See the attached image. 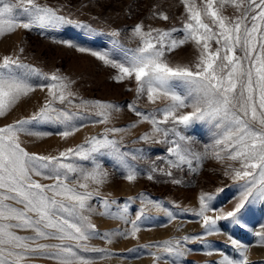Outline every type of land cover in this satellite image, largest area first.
Masks as SVG:
<instances>
[{
    "label": "rangeland",
    "instance_id": "rangeland-1",
    "mask_svg": "<svg viewBox=\"0 0 264 264\" xmlns=\"http://www.w3.org/2000/svg\"><path fill=\"white\" fill-rule=\"evenodd\" d=\"M37 2L56 9L59 15L76 23L43 29L19 28L0 37V58L5 55L19 56L23 64L38 69L43 75L32 77L34 86L52 83L44 76L57 74L67 77L71 84L65 94L71 92L72 95H67L63 103L54 100L52 107L68 112L72 116L69 124L79 130L65 138L59 134L67 130L63 124L34 123L29 126L31 131L50 135L22 134V146L30 153L59 156L69 148L77 150L78 146L88 150L91 147L89 142L93 140L114 141V145L89 152L87 159L74 154L62 158L64 163L78 169L68 173L67 183L78 191L93 194L88 201L91 211L85 214L96 225L100 235L86 243L90 249H105L102 253L89 251L81 254L91 259L93 264H221L224 256L238 257L237 249L231 242L238 240L250 246L249 264H264V245L257 243L259 237L255 235L264 230L261 227L264 225V202L255 201L246 205L238 223L219 221L218 231L212 235H204L203 221L196 215L202 193L214 194L213 206L223 208L224 212L231 210L238 200L241 186L250 179H233V169L240 168V161L228 159V152H221L225 157L223 160L213 155L222 147L215 143L221 132L216 121L205 119L185 126L169 117L164 122V109L171 101L163 97L156 102L151 101L147 92L138 91L134 78L114 79L118 70L92 54L111 52L113 58L120 59L121 49L137 48L141 41L133 30L138 24H142L145 31H169L170 39H182L188 14L181 0ZM196 3L201 6L202 0H196ZM160 14H166L168 19L164 20ZM222 14L234 17L239 12L229 4L223 7ZM203 18L211 25L208 17ZM172 29L178 31L172 32ZM113 32H119V35L113 36ZM156 35V32L152 33L153 37ZM168 40L169 37H166L165 43ZM211 47H217L214 41ZM80 48L86 50L80 51ZM237 54H240L239 51ZM197 56L196 45L188 42L172 52L166 51L165 61L173 67L191 66ZM50 99L47 87H36L6 116L0 117V127L31 117ZM97 101L112 107L101 109L95 104ZM102 110L109 113L105 122H101L104 118L98 115ZM191 110V107L180 109L178 114ZM153 117L161 123L154 125L151 122ZM156 127L161 131H154ZM146 135L148 138L144 139ZM177 144L182 150H190L202 158L189 155L190 163L179 161L177 155L170 151ZM97 169L104 173L99 177L102 183L85 179ZM129 170L134 172L135 180L126 178ZM34 178L42 184L54 183V179L43 176ZM256 179L259 177L256 176ZM85 183L87 189L79 187ZM105 200L113 213L127 207L128 221L136 220L140 210H144V216L136 223L139 231L135 235H132L131 223L101 214L106 211ZM168 213H172L174 218ZM184 237L190 239L185 241ZM177 240L183 252L179 258L165 250L168 242L175 245ZM209 252L212 254L209 255ZM31 264L54 262L37 258Z\"/></svg>",
    "mask_w": 264,
    "mask_h": 264
},
{
    "label": "snow or ice",
    "instance_id": "snow-or-ice-1",
    "mask_svg": "<svg viewBox=\"0 0 264 264\" xmlns=\"http://www.w3.org/2000/svg\"><path fill=\"white\" fill-rule=\"evenodd\" d=\"M181 2L188 14L182 39H170L169 31H145L144 26L138 24L133 30L141 41L137 48L121 49L120 59L113 58L111 52L92 54L118 70L114 79L134 78L138 83V91L147 92L151 101L156 102L161 97L171 101L164 109V122L169 117L185 126L205 119L216 121L221 132L215 143L222 147L220 152H214L213 155L223 160L225 157L221 152H228V159L240 161V168L233 169V179H250L241 186L237 202L227 212L213 206L214 194L200 195V207L196 215L203 221L204 235H212L218 231L219 221L238 223L246 205L255 201L264 202V0H202L201 6L197 5L196 0ZM229 4L237 9L238 15L228 17L222 14L223 7ZM160 15L164 20L168 19L166 14ZM203 17H208L211 25ZM74 23L59 15L56 9L42 5L37 0H0V37L19 28L43 29ZM153 32L157 33L155 37L152 36ZM112 35L118 36L119 32H113ZM166 37H169L167 43ZM213 41L217 45L215 49L211 47ZM188 42H193L198 49L196 61L191 66H170L165 61V52H172ZM34 75L43 74L23 64L19 56L5 55L0 58V117L6 116L36 87H47L51 97L31 117L0 127V264H31L37 258H46L54 264H93L91 259L81 254L105 251L90 249L86 243L100 235L96 225L85 214L91 211L88 201L93 194L78 191L67 183L68 173L78 169L64 163L62 158L74 154L87 159L89 152L114 145V141L93 140L89 142L91 147L88 150L78 146L77 150L69 148L59 153V156L28 152L22 146V134L50 135L31 131L29 126L34 123L63 124L67 130L59 134L65 138L79 130L69 124L72 116L68 112L52 107L54 100L63 103L67 95H72L71 92L65 94L71 81L53 74L51 77L44 76L52 83L34 86L31 82ZM95 104L101 109L112 107L99 101ZM189 107L192 109L190 112L178 114L180 109ZM136 114L141 115L139 112ZM98 115L104 118L101 122H105L109 113L102 110ZM144 119L148 117L144 116ZM151 122L154 125L161 123L154 117ZM154 131L159 132L161 129L156 127ZM143 138L148 137L146 135ZM170 151L181 162L190 163L188 156H195L190 150H182L179 144ZM102 175L104 173L97 169L85 179L91 178L102 183L99 179ZM38 176L54 179V183L42 184L34 178ZM126 178L131 181L136 176L129 170ZM79 187L87 189L88 185L85 183ZM104 206L106 211L101 214L131 223L132 235L139 231L136 223L144 216L143 209L136 220L128 221L127 207L113 213L106 200ZM210 212L216 214L209 215ZM168 215L174 218L172 213ZM261 227L264 229V225ZM255 235L259 237L257 243L264 245V230ZM101 238L104 236L101 235ZM183 239L187 241L190 238ZM231 242L237 249L238 257L224 256L221 264H249L250 246L238 240ZM178 245L179 240L175 245L168 242L165 250L179 258L183 252Z\"/></svg>",
    "mask_w": 264,
    "mask_h": 264
}]
</instances>
